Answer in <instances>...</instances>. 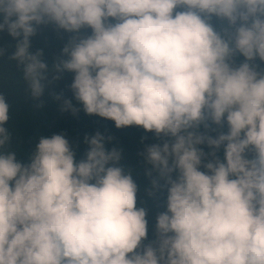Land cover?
<instances>
[{
	"label": "clouds",
	"instance_id": "9594fccd",
	"mask_svg": "<svg viewBox=\"0 0 264 264\" xmlns=\"http://www.w3.org/2000/svg\"><path fill=\"white\" fill-rule=\"evenodd\" d=\"M0 17L34 99L49 68L30 37L73 34L53 79L74 74L85 114L152 134L138 155L164 208L149 239L112 136L85 135L80 159L63 133L24 149L0 94V264H264V0H0Z\"/></svg>",
	"mask_w": 264,
	"mask_h": 264
},
{
	"label": "trees",
	"instance_id": "16d2710c",
	"mask_svg": "<svg viewBox=\"0 0 264 264\" xmlns=\"http://www.w3.org/2000/svg\"><path fill=\"white\" fill-rule=\"evenodd\" d=\"M88 34L90 30L81 31V35ZM72 35L57 30L54 25L49 24L39 26L35 35L30 37L29 52L41 51L40 58L49 68L43 81V94L38 99H34L22 79V68L9 59L15 51L17 41L7 31H0V94L5 96L10 105V119L5 126L10 127L13 137L24 149L34 146L38 136L50 137L53 134L63 133L75 150L77 159L83 157L87 148L83 143L85 135L91 136L99 131L105 136H112L113 140L107 143L106 147L122 150L120 163L132 170L133 179L139 186L138 206L143 201L148 209V237L151 239L155 215L164 210L163 196L159 201L146 196L144 190L148 187V179L144 175V164L138 154L146 144L156 141L151 133H145L142 128L133 126L117 129L113 121L85 114L82 106L74 99L70 88L73 73L63 72L59 74V79H53L57 73L52 69V65L59 59L65 58L62 57L61 50ZM57 95L61 96L60 100L55 99ZM65 99L78 109L75 114L71 111H61ZM142 137H146L143 143Z\"/></svg>",
	"mask_w": 264,
	"mask_h": 264
}]
</instances>
